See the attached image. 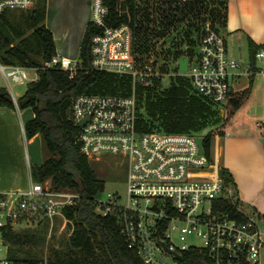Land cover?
Instances as JSON below:
<instances>
[{
	"label": "built area",
	"instance_id": "2783aa9c",
	"mask_svg": "<svg viewBox=\"0 0 264 264\" xmlns=\"http://www.w3.org/2000/svg\"><path fill=\"white\" fill-rule=\"evenodd\" d=\"M34 1L0 0V13L26 10ZM106 14L102 0L91 1V22L101 29L91 38V68L126 77L130 91L83 92L70 107L81 154L96 160L114 155L126 165L124 192L106 191L101 198L103 190L92 197L94 212L117 218L127 247L143 264H259L264 215L242 208L220 167L200 153L197 135L147 130L141 124L137 88L162 84L166 75L172 78L170 66L164 63V68L155 59L153 48L140 54L132 28L125 23L107 25ZM263 56L264 49L258 50L256 57ZM48 65L72 77L81 61L55 54ZM240 67L228 55L222 32L208 20L201 27L198 53L187 60L185 71L177 67L175 76L188 77L196 94L220 106L231 91L230 78L240 75ZM28 69L37 74L36 67L0 64L5 78L18 83L29 79ZM11 98L18 107L13 92ZM86 197L79 190L53 187L49 179L36 180L29 170L26 187L0 190V243L5 245L2 228L16 229L32 218L47 221L50 238L59 217V233L67 228L69 235L73 223L62 209ZM225 199L235 206L234 214L221 207ZM0 264L33 263L11 259L6 252L0 255Z\"/></svg>",
	"mask_w": 264,
	"mask_h": 264
},
{
	"label": "trees",
	"instance_id": "16d2710c",
	"mask_svg": "<svg viewBox=\"0 0 264 264\" xmlns=\"http://www.w3.org/2000/svg\"><path fill=\"white\" fill-rule=\"evenodd\" d=\"M102 1L107 9L105 23L109 26L128 24L133 30L136 44L139 45L136 50L140 54H148L150 48L154 49V42L147 37V33L155 38L164 37L175 24L184 20L187 22L191 12L196 16L202 9L204 13L208 12L207 17L212 24H222L227 10V0H212L214 6L207 10L206 4L203 5L204 0ZM26 11V14L21 12L18 15L10 11L0 13V64L38 68L37 78L28 81L23 94L16 99L20 108L29 107L33 111V117L23 124L24 136L31 139L39 135L47 151V157L41 164L30 166L31 175L39 181L49 179L53 187L79 190L87 197L74 207L62 209L63 214L73 223V230L67 237L69 250L66 254L57 253L55 258L49 260L21 255L22 246L40 240L38 233H41L43 225L37 224L35 229H14L10 226L2 228L7 255L11 259L33 264H143L136 252L127 247L120 234L117 218L112 215L100 216L94 212L92 197L102 192L105 185L97 177L89 159L80 152L76 140L78 127L72 120L70 110L72 99L80 93L126 94L130 91V82L126 77L91 68V38L101 31L91 21L87 23L81 40V68L77 73L70 77L61 68L49 66L56 50L52 32L44 24L45 0H35L33 6ZM19 21H23V27L18 26ZM205 21L204 14L198 20L199 23L196 22V39L199 38ZM184 34L182 39H188V44L192 45L194 40L189 28ZM249 46L250 62L254 65L259 46L253 44L252 40L249 41ZM162 53L171 54L177 60L180 57L190 59L194 51L190 46L185 50H166L162 47L159 54ZM162 58L166 59L164 56ZM170 81V85L160 89L156 101L143 100L139 96L138 115L141 124L147 130L154 128L165 132H189L206 129L211 124L221 122L200 135L203 137L204 153L211 159L213 138L224 135L226 123L246 104L250 85L242 90L230 91L226 100L220 106H215L212 101L191 92L192 85L188 78L176 76ZM159 84L160 82L156 85ZM139 88L145 90L151 87ZM0 105L15 106L4 87H0ZM141 109L147 112L149 120L143 118ZM153 121L158 122L154 124ZM258 133L264 137L262 127H258ZM220 173L231 184L236 195L229 171L220 168ZM221 207L231 214L235 212V206L228 199L221 201Z\"/></svg>",
	"mask_w": 264,
	"mask_h": 264
},
{
	"label": "crops",
	"instance_id": "0c3cea01",
	"mask_svg": "<svg viewBox=\"0 0 264 264\" xmlns=\"http://www.w3.org/2000/svg\"><path fill=\"white\" fill-rule=\"evenodd\" d=\"M91 1L45 0L44 24L52 32L57 55L71 58L77 48H80L86 25L91 21ZM7 11L17 15L21 13V10ZM217 27L224 35L227 52L231 58L236 59L233 56L237 53L235 51L246 50L247 56H241L248 57V66L246 70H240L238 77L233 76L232 81L246 75L248 82L235 90L231 82L230 86L231 91H237L250 85V95L246 104L226 123L224 135L213 138L214 163L231 174L242 208L264 215V137L258 133V127H262L264 131V56H255L252 65L249 46V41L252 40L253 44L259 46L258 50L264 49V0H227L224 22L217 23ZM198 44L199 38H195L194 45H190L194 51L191 58L198 53ZM186 46L185 49L189 47ZM233 46L238 49L235 50ZM162 47L170 50V46ZM162 47H156L154 50L159 53ZM177 48L183 49L182 46ZM158 56L156 59L162 62ZM178 61L179 59L175 60V69L178 67ZM257 61L259 66L256 65ZM3 107L5 108L0 106ZM250 120L254 121L249 123ZM21 126L23 127V124Z\"/></svg>",
	"mask_w": 264,
	"mask_h": 264
},
{
	"label": "rangeland",
	"instance_id": "374dc122",
	"mask_svg": "<svg viewBox=\"0 0 264 264\" xmlns=\"http://www.w3.org/2000/svg\"><path fill=\"white\" fill-rule=\"evenodd\" d=\"M190 0H188L189 2ZM195 2V0H191ZM207 6L206 10L209 9L211 6H214L212 3V0H204L203 5ZM20 12L27 13V11L21 10ZM206 16V21L210 20L208 16V12L204 13V10L198 12L196 16L194 15V12H191L189 14L188 21L184 20L183 22H179L174 25V27H171V29L167 32V35L161 38H155L151 37V35H148L147 37L150 38L151 42H154V49L156 47H162V46H170L171 49H175L178 46H182L183 49H185L189 44L188 39H182L184 37L185 30L189 28L190 30V36L193 37V40H195L197 34L195 31V24L198 22L199 19H202V16ZM18 26L23 27V21L17 22ZM199 23V22H198ZM29 32V30L27 31ZM178 42V43H176ZM159 43V45H158ZM189 43V44H188ZM194 43L191 45L193 46ZM229 47L231 46L230 42L228 41ZM139 46V45H138ZM173 46V47H172ZM164 48V47H163ZM235 50L238 49L237 46H233ZM170 49V50H171ZM196 50V47H195ZM233 56L238 59L240 63V69L244 68L246 70V67L248 66L247 59L248 57H243L241 55H246V50H238ZM242 53V54H241ZM156 55H159V59L163 62V66L165 62H168L167 65L171 66L169 68V75H172L173 79L176 77V69H175V60L170 56L165 54H159L155 51L154 57ZM164 56L166 59L162 58ZM71 59L73 60H79V48H77L76 52L71 56ZM156 59V58H155ZM159 61L158 59H156ZM165 60V61H164ZM170 62V63H169ZM259 61L256 62V65L259 66ZM165 68V66H164ZM179 71V70H178ZM28 76L29 79L24 81L23 83H18L12 81L10 78H5V76L0 71V86L4 87L11 95V92H13L15 98H18L20 95L23 94L26 83L30 80H33L36 78L37 74L34 70L28 69ZM186 77V76H182ZM238 77V76H234ZM170 78L166 75L164 78L163 83L152 86L151 88L142 89L137 88V97L138 100L140 97L144 100H149L150 102L156 101L160 94L161 88L168 86V84L171 82ZM188 78V77H186ZM238 81V82H237ZM231 85L233 86L234 90L237 88H240L242 86H245L248 82V77L240 76L239 80L232 81V77L230 78ZM170 85V84H169ZM10 89L12 90L10 92ZM161 89V90H160ZM191 92H195L192 88ZM198 95V94H197ZM140 96V97H139ZM1 106V105H0ZM215 106H218V104H215ZM142 113L143 118L146 120H149V116L147 112L145 113L144 110H140ZM33 111L31 108H20L19 106L16 107H8L5 106V108H0V190H8V189H16V188H24L27 186L29 181V170L31 165H39L41 164L45 158L47 157V151L43 146L42 139L39 135L35 136L32 140L27 139L24 136L22 124H24L25 121L30 119L32 117ZM152 121V120H151ZM254 120H250L249 123H252ZM158 121H153L154 124H157ZM254 123V122H253ZM218 124H221L219 122ZM218 124H211L206 129L202 130H191L189 133H192L194 135L200 136L203 135L207 130L212 129L216 127ZM234 128V126H233ZM213 150L211 147V156L212 161L214 162L215 159L213 157ZM90 165L92 166L93 170L95 171L97 177L101 179L104 182V191L100 194L101 198L106 197V191H119L120 193L124 192L125 189V178H126V165L122 164L120 162V158L114 156V155H104L100 158V160L96 159H89ZM199 171V170H196ZM203 171H210L212 173V170H206L203 169ZM31 172V171H30ZM32 176V175H31ZM56 226L52 230V235L50 238H48V228H47V221L43 219H36L32 218L31 220L27 222H21V224L16 229L21 228H32L35 229L37 224L43 225V229L41 230V233H38V236L40 237V240H38L34 244H27L21 247V255L23 256H34L37 259H43V260H49L55 258L57 253L66 254L69 250V246L67 244V237H68V229L66 228L64 231L59 233L58 227L60 225L61 219L57 217L55 219ZM45 224V225H44ZM45 226V227H44ZM264 241V236H263ZM197 242V240H195ZM5 245L0 243V255H5ZM264 259V249L260 251V263L262 264V261Z\"/></svg>",
	"mask_w": 264,
	"mask_h": 264
},
{
	"label": "water",
	"instance_id": "95a60500",
	"mask_svg": "<svg viewBox=\"0 0 264 264\" xmlns=\"http://www.w3.org/2000/svg\"><path fill=\"white\" fill-rule=\"evenodd\" d=\"M186 66H187V57L179 58V61H178L179 70L185 71L186 70ZM221 114H223V108H221ZM196 140H197V143H198V146H199L200 153H203L204 152L203 145H202L203 137L202 136H197Z\"/></svg>",
	"mask_w": 264,
	"mask_h": 264
}]
</instances>
